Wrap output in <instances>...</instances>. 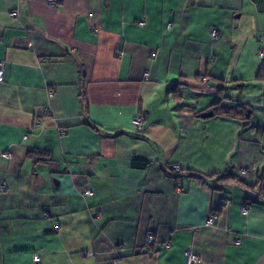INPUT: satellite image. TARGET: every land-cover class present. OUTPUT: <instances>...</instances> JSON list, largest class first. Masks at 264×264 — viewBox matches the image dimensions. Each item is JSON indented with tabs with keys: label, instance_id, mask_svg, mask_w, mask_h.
Instances as JSON below:
<instances>
[{
	"label": "crops",
	"instance_id": "0c3cea01",
	"mask_svg": "<svg viewBox=\"0 0 264 264\" xmlns=\"http://www.w3.org/2000/svg\"><path fill=\"white\" fill-rule=\"evenodd\" d=\"M53 1L0 0V264H264L256 192L170 170L264 178V0Z\"/></svg>",
	"mask_w": 264,
	"mask_h": 264
},
{
	"label": "trees",
	"instance_id": "16d2710c",
	"mask_svg": "<svg viewBox=\"0 0 264 264\" xmlns=\"http://www.w3.org/2000/svg\"><path fill=\"white\" fill-rule=\"evenodd\" d=\"M259 35H258V40L261 41L259 38ZM217 38H218V32H217ZM217 38H213V39H217ZM263 73H264V58L262 60V67L258 73V77H261ZM178 86L179 84H176V85L170 86L167 89V93L169 95L171 94L173 96V99L176 101L179 100V96L177 94ZM81 98L83 99V94H81ZM221 101H223L221 98L214 101L211 107L209 108L210 111L214 112V117L227 118V119L239 122L243 124L244 126H247L249 119L251 117V112H252V109L248 105L241 104L237 106L236 108H223L220 106L222 103ZM27 156L33 162V164L36 165V164H41V163L43 164L49 163L51 161L52 154L50 151H47V150H33V151L28 152ZM133 164L137 166H145L148 163L135 161ZM173 169L174 168H171L170 170H173ZM178 170H179L177 171L178 173L173 175L175 178H179L181 176H187L189 179L197 180V181H200L201 183L214 182L217 184V189L219 190L223 189L225 186H227L231 182L236 183V184H239L241 187H246V188L249 187L250 189L256 192L257 199L251 200L252 202H260V200L264 201V178L263 177H259L255 185L247 186L245 183L242 182L243 176H240L237 173H235L233 169L228 170L227 172H225V174H212V175H206V176L199 174L197 172H194L192 170H189V169L180 171V168H179ZM220 210L221 208H217L215 212H213V215L218 214Z\"/></svg>",
	"mask_w": 264,
	"mask_h": 264
},
{
	"label": "built area",
	"instance_id": "2783aa9c",
	"mask_svg": "<svg viewBox=\"0 0 264 264\" xmlns=\"http://www.w3.org/2000/svg\"><path fill=\"white\" fill-rule=\"evenodd\" d=\"M49 3L50 4H53L54 1L53 0H49ZM11 16L12 17H15L16 16V12L15 11L11 12ZM142 24L143 23H140V25H142ZM211 36L213 38H217V30L216 29H213L212 30ZM259 38H260L261 41L264 39V31L260 32ZM120 55L122 56V53ZM155 55L156 54L153 53L152 54V57H155ZM146 76H148V75L146 74ZM4 78H5V69H4L3 63L0 62V82H3L4 81ZM46 113H47V111L44 110V113L43 114L46 115ZM39 124H40V122H36V126H39ZM141 124H142L141 118H135L133 120V125L135 127H140ZM61 133L64 134L63 131ZM2 156H3V158H5L7 160H10L11 159V155L10 154H3ZM173 168L175 170H178L179 169V166L178 165H175ZM237 174L240 175V176H245L247 174V170L244 169V168L239 169L237 171ZM2 188H5V187L3 186ZM84 194L86 196H93L92 190H86ZM242 211L244 213H246V210L245 209H243ZM212 223H213V217L209 218L207 220V222H206L207 225H212ZM147 239H148L149 242H153L154 241V237L152 235H149ZM165 248H169V244L168 243L165 244ZM39 260H40L39 255H35L33 257V264H38L39 263ZM198 263H199V257L194 253V251H193L192 248H188L186 250V252H185V264H198Z\"/></svg>",
	"mask_w": 264,
	"mask_h": 264
},
{
	"label": "water",
	"instance_id": "95a60500",
	"mask_svg": "<svg viewBox=\"0 0 264 264\" xmlns=\"http://www.w3.org/2000/svg\"><path fill=\"white\" fill-rule=\"evenodd\" d=\"M214 116L213 111L205 112L199 115L200 118H212Z\"/></svg>",
	"mask_w": 264,
	"mask_h": 264
},
{
	"label": "rangeland",
	"instance_id": "374dc122",
	"mask_svg": "<svg viewBox=\"0 0 264 264\" xmlns=\"http://www.w3.org/2000/svg\"><path fill=\"white\" fill-rule=\"evenodd\" d=\"M211 32H212V31H211ZM221 102H222V101H221ZM2 187H3V186H2ZM2 187H1V189H3Z\"/></svg>",
	"mask_w": 264,
	"mask_h": 264
}]
</instances>
